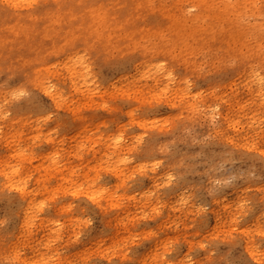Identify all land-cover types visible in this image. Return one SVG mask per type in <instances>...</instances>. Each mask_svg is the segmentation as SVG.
Returning <instances> with one entry per match:
<instances>
[{
	"label": "rangeland",
	"instance_id": "374dc122",
	"mask_svg": "<svg viewBox=\"0 0 264 264\" xmlns=\"http://www.w3.org/2000/svg\"><path fill=\"white\" fill-rule=\"evenodd\" d=\"M193 1H108L88 32L80 13L44 16L52 0L21 15L0 0V101L28 87L0 120V264H264V156L247 149L263 138L234 147L209 120L236 107L222 92L243 83L237 68L263 61L264 15L258 29ZM77 55L101 93L53 76L55 107L30 81ZM142 59L174 71L168 93L133 83ZM114 144L126 161L110 158Z\"/></svg>",
	"mask_w": 264,
	"mask_h": 264
},
{
	"label": "bare ground",
	"instance_id": "6f19581e",
	"mask_svg": "<svg viewBox=\"0 0 264 264\" xmlns=\"http://www.w3.org/2000/svg\"><path fill=\"white\" fill-rule=\"evenodd\" d=\"M2 1L5 2L11 10L19 12V14L21 15L30 11V2L32 0ZM108 1L112 2V0H52V6L48 7L45 11L42 12V14L46 16L48 14L70 15V13H80L84 15V18L88 19V21L90 22V24H88L89 32L93 30V28H95L94 25L96 21L99 20L92 16L96 14L94 13L95 9L98 8V11H100L103 15L108 16L110 14V9H106L104 6ZM117 1L118 0H116V2ZM148 1L150 2V0ZM193 2L194 5L192 6V8L200 10L208 6V4L214 5L218 9L217 11L220 15V20L222 18L221 16L223 14H226L238 19L246 18L249 21L253 20L255 22V25L258 26V29L259 27L261 28L262 24L258 23L257 20L264 15V0H194ZM98 16V18H100V15ZM236 21L238 22L237 19ZM237 24H239V22ZM253 25L254 24H252V26ZM245 33H243V35ZM107 36L110 37V35ZM257 44L263 54V61L261 60V63L259 62V64L255 66L250 64V66L246 67L244 70L243 68L244 66H246L245 64L242 65L240 68H237V76L242 79L243 83H240L239 85L231 84L227 86V89H224L222 92L223 95L227 94L228 92L234 94V99L231 98V100L236 104V107H233L231 109H223L224 111L222 113L213 112L212 114H210L209 117V120L214 121L216 117L219 116L221 123L217 127V129L222 134L224 133L225 137L227 133L234 134L232 138L227 137V141L232 142L234 144V147H241L240 144L242 143L248 144L250 139L251 141H253L254 138L257 137L261 139L263 138L264 141V39L260 40V42ZM58 66L60 72H52L50 66L45 65V67H42L39 70L40 75L44 76L41 78L36 77L30 81V85L35 87L36 90L38 89L42 94H44L55 107H57L61 102H63V90H61L54 84H49L46 82L50 79V77L53 76H56L57 79H62L63 81L67 82L68 87H70V90L75 94H83L84 96H94L101 93L98 86H96V81L94 80L95 78L93 77L89 65L86 63L84 57H80L79 55L71 57L67 56L65 57L63 62ZM132 67L133 71L135 72L133 75V83L138 84L140 82L144 84V86L150 93H168L170 91L169 84H175L177 82L176 80H178L175 79L174 71L167 65V62L164 60H158L156 62H153L146 59H142L140 61H137V63ZM122 72L124 71L117 72V78L120 81L125 80L127 77L125 73ZM16 78L17 81L23 80V83L26 82V77ZM181 81H183V79H181ZM114 89L116 90V88ZM114 89L112 90L113 92H115ZM237 90H240V93H238ZM27 91V85L23 86L22 84H17L16 88L11 89L9 93H7L8 98L4 97L3 102L0 101V120L4 119L6 113H8L6 107L7 103H9L11 100L22 97ZM180 92L184 93L185 91L184 89H182ZM242 94L246 95V100L244 102H241L242 99L240 97ZM24 107L27 106L24 105ZM244 115L247 116V119L243 118ZM243 132H245V135H242ZM116 146L117 144H114V148L110 149V158L118 164L120 161L126 160L125 158L123 159V157H121V153L116 149ZM247 149H253L258 152H261V154L264 156V151H261V149H256L252 146H247ZM218 153H221L220 150L217 151L216 155H220ZM232 154L235 157L243 159L245 158L244 155L236 151H234ZM248 158L255 162L252 157ZM223 159L225 158L223 157ZM8 175V173H5L3 176L5 179H8L10 178ZM9 188L15 190L19 197H21L22 199L27 198L29 195V193L27 192L26 185H24V183L18 184L17 182H14L13 179L11 187Z\"/></svg>",
	"mask_w": 264,
	"mask_h": 264
}]
</instances>
